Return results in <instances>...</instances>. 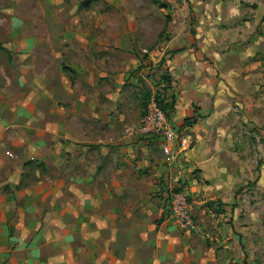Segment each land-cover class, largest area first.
<instances>
[{"label":"crops","instance_id":"1","mask_svg":"<svg viewBox=\"0 0 264 264\" xmlns=\"http://www.w3.org/2000/svg\"><path fill=\"white\" fill-rule=\"evenodd\" d=\"M77 46L71 68L80 81L65 97V106L58 113L37 108L33 101L40 95L33 94L29 106L17 108L16 127L26 114L31 136L19 137L24 127L9 132L10 126L0 123V264H20L21 257L34 256L47 245L59 257L97 260L103 244H109L111 259L119 264H180L192 237L172 218L165 195L181 186L173 182L185 179L192 167L203 177L226 179L230 162L244 157L235 150L241 126H229L219 117L228 98L225 76L200 57L196 46L178 50L169 61L172 122L195 140L191 150L172 159L160 138L124 133L125 123L143 117L139 79L147 80V60L133 54L111 59L110 45L84 39ZM246 66L238 78L250 95L256 87ZM66 69L62 66L58 79L40 88L41 97L51 99L57 82L66 86ZM39 115L44 121L35 123ZM193 117L196 123L187 126L185 119Z\"/></svg>","mask_w":264,"mask_h":264},{"label":"rangeland","instance_id":"2","mask_svg":"<svg viewBox=\"0 0 264 264\" xmlns=\"http://www.w3.org/2000/svg\"><path fill=\"white\" fill-rule=\"evenodd\" d=\"M82 38L100 47L110 45L111 59L133 54L147 60L148 81L139 79L143 115L148 90H157L152 82L171 74L168 63L178 50L196 46L200 57L225 76L228 98L219 117L229 126H241L235 150L244 157L230 162L226 179L203 177L192 167L185 179L173 182L189 193L199 224L198 230L180 227L192 239L188 255L181 252L178 261L264 264V0H0V44L12 52L0 49V123L9 125V132L24 127L19 137L33 134L26 114L19 118V127L14 120L16 109L29 106L33 94L40 95L33 101L37 108L58 113L65 106V97L80 81L71 66ZM60 47L63 63L58 60ZM235 62L240 66L232 67ZM241 63L249 66L246 75L252 73L249 81L256 87L250 95L245 93L247 83H239L238 72L247 68ZM62 66L70 70H65L66 86L57 82L51 99L41 97L40 88L58 79ZM38 118L35 123L44 121L43 115ZM108 245L103 244L97 260L59 257L47 245L19 262L59 264L60 258L70 264H119L111 259Z\"/></svg>","mask_w":264,"mask_h":264},{"label":"built area","instance_id":"3","mask_svg":"<svg viewBox=\"0 0 264 264\" xmlns=\"http://www.w3.org/2000/svg\"><path fill=\"white\" fill-rule=\"evenodd\" d=\"M165 85L162 84L161 87ZM124 133L130 137H157L162 140V149L166 156L175 158L178 154L193 148L194 136L186 130H176L173 122L152 94L146 112L135 123L125 124ZM169 205L172 218L185 229L198 230L199 224L192 213L189 193L182 186L170 191Z\"/></svg>","mask_w":264,"mask_h":264},{"label":"trees","instance_id":"4","mask_svg":"<svg viewBox=\"0 0 264 264\" xmlns=\"http://www.w3.org/2000/svg\"><path fill=\"white\" fill-rule=\"evenodd\" d=\"M0 49L4 52H6L8 55H12V52L4 47L2 44H0ZM142 66H140L138 69H141ZM149 75V74H148ZM172 75L169 72H165L158 80V82L153 81V85L157 87V90L155 92H153L152 90H148V94H146V96L149 98H151L152 94L155 95L156 99L159 102V105L162 107V109L166 112L167 116L169 117V119L172 121L173 119V110H174V99H172L171 101H167L168 96H169V90L171 89L172 86ZM155 83V84H154ZM164 84V87H161V85ZM172 98L174 96H171ZM148 100V102H149ZM147 102V103H148ZM146 112V110H145ZM185 123L187 124V126H193L196 123L195 118H186L185 119Z\"/></svg>","mask_w":264,"mask_h":264}]
</instances>
